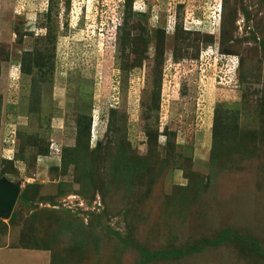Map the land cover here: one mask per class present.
I'll return each mask as SVG.
<instances>
[{
  "label": "rangeland",
  "instance_id": "374dc122",
  "mask_svg": "<svg viewBox=\"0 0 264 264\" xmlns=\"http://www.w3.org/2000/svg\"><path fill=\"white\" fill-rule=\"evenodd\" d=\"M2 173L35 199L0 220L3 264H138L226 229L264 250V0H0ZM147 264L264 259L231 237Z\"/></svg>",
  "mask_w": 264,
  "mask_h": 264
},
{
  "label": "trees",
  "instance_id": "16d2710c",
  "mask_svg": "<svg viewBox=\"0 0 264 264\" xmlns=\"http://www.w3.org/2000/svg\"><path fill=\"white\" fill-rule=\"evenodd\" d=\"M83 123V122H81ZM84 126H85V130H86V134H87V139L89 141L90 139V131H91V118L84 122ZM84 126H81L82 130L84 128ZM81 131V130H80ZM6 174L2 173L0 174V178L4 177ZM35 199L32 198L31 196L29 197L28 195H26V193L21 192L19 199L17 201V204H21L23 207L28 208L31 206L32 201H34ZM19 214V211H17L16 209L14 210L11 218L9 219V223H13L17 216ZM1 220V219H0ZM117 235L118 238H121V236L117 233H115ZM234 238L240 241H244L247 242L248 245L250 246V250L251 252L257 256L260 257L262 259H264V250L260 247L258 241L254 238H250V237H242L240 236L238 233L226 229L224 230L220 236L218 237V239H211V240H205L202 244L200 245H196V246H192L186 249H171V250H159V251H150L147 248H138L137 251L140 254V261L138 264H147L150 262H153L155 260H171V259H180L189 255H193L197 252L203 251L204 249L214 246L217 247L221 244H223L224 242L228 241L230 238ZM18 247H26L29 248V246H18Z\"/></svg>",
  "mask_w": 264,
  "mask_h": 264
},
{
  "label": "water",
  "instance_id": "95a60500",
  "mask_svg": "<svg viewBox=\"0 0 264 264\" xmlns=\"http://www.w3.org/2000/svg\"><path fill=\"white\" fill-rule=\"evenodd\" d=\"M21 192L20 182L0 178V219L9 220L11 218Z\"/></svg>",
  "mask_w": 264,
  "mask_h": 264
},
{
  "label": "crops",
  "instance_id": "0c3cea01",
  "mask_svg": "<svg viewBox=\"0 0 264 264\" xmlns=\"http://www.w3.org/2000/svg\"><path fill=\"white\" fill-rule=\"evenodd\" d=\"M3 249H1V250L4 251ZM11 249L12 250L15 249L16 251H10V252H7V253H2V254L9 255L12 252H16V254H22V253L29 252L30 253L29 256L36 257V264H49L47 252L44 253L41 250H38V249H35V248H30V247L29 248H26V247H11ZM0 264H3V261L1 259H0Z\"/></svg>",
  "mask_w": 264,
  "mask_h": 264
}]
</instances>
